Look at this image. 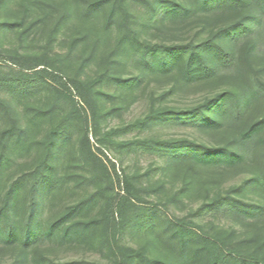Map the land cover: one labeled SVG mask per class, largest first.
I'll use <instances>...</instances> for the list:
<instances>
[{
  "label": "trees",
  "instance_id": "16d2710c",
  "mask_svg": "<svg viewBox=\"0 0 264 264\" xmlns=\"http://www.w3.org/2000/svg\"><path fill=\"white\" fill-rule=\"evenodd\" d=\"M63 3L65 16L76 15L85 26L74 44H85L92 31L98 34L95 44L114 36L109 67L130 68L127 76L106 72L95 80L77 83L80 96L90 107L94 134L100 115L93 103L107 95L98 87L104 80L115 82L121 95L132 96L145 77L169 75L170 85L161 99L193 84L206 87L198 100L181 108L156 107L153 98L144 116L132 124H183L200 133L193 139L152 136L117 142L112 139L113 130L102 139L119 147L151 148L160 154L162 169H183L185 178L171 198L173 202L187 191L192 194L204 186L209 192L220 187L217 178L228 168L242 171L238 180L220 187L222 192L198 211L211 210L234 226L226 237L213 232L217 239L213 241L197 231L205 228L202 223L161 215L159 206L149 205L137 195L128 177L126 194H116L109 166L93 151L87 108L42 75L20 73L1 78L0 84L23 97L48 88L51 98L62 97L70 110L60 116L57 102L34 110L33 123L50 125L46 137L33 142L28 130L13 118V110L0 99V110L11 119L0 132V245L19 250L9 264H89L39 253L41 243L84 246L105 261L90 262L94 264H264V110L251 116L257 103L264 106V0ZM148 35L156 36L155 40ZM92 56L93 52L85 60ZM74 130L82 133L81 168L96 189L46 218V209L54 207L74 178L71 165L63 161ZM35 147L36 163L18 174L9 173L6 179L16 160ZM103 201V213L93 217V210ZM235 226L245 228L246 235L231 246L228 239L236 232ZM147 233L163 255L154 256L148 246L133 247L125 240L127 235Z\"/></svg>",
  "mask_w": 264,
  "mask_h": 264
},
{
  "label": "rangeland",
  "instance_id": "374dc122",
  "mask_svg": "<svg viewBox=\"0 0 264 264\" xmlns=\"http://www.w3.org/2000/svg\"><path fill=\"white\" fill-rule=\"evenodd\" d=\"M83 1L79 0L78 6ZM63 2L64 0H0V79L18 77L20 73L40 74L85 106L88 110L93 151L109 166L115 182L114 192L116 194L119 192L126 194L125 185L128 177L132 180L137 195L143 198L147 204L153 203L159 206L161 215L166 214L174 220L187 219L200 222L205 228L197 231L203 237L213 241H217L214 233L226 237L231 233L233 224L230 225L228 221L226 223L224 217L216 215L211 210H203L202 213H198V211L205 201H209L221 193L222 188H225L228 183L238 180L242 176V171L228 168L227 172L224 171L223 175L217 178L218 183L221 184L220 187L223 186L221 189L219 186L213 187L207 192L203 186L192 194H188V191L181 193L173 202L171 198L182 186L185 178L183 169L174 170V172L162 169L163 162L160 154L151 148L142 145L119 147L102 139L111 130L114 131L112 139L117 142L141 140L152 136L162 140L191 139L200 133L183 124L168 123L152 126H132V124L144 116L150 108L153 98L156 99V107L181 108L198 100V97L206 92V87L193 84L179 93L166 95L161 99V95L170 85L169 75L145 77L132 96L121 95L115 82L104 80L98 87L107 95L102 98L97 97L93 103L100 115L97 119L98 132L94 134L92 129L94 121L91 118L90 107L80 96L77 83L95 80L106 72L116 76H127L130 68L124 65L109 67L108 60L113 48L114 36L101 39L96 46L98 34L92 31L85 44H74L75 37L83 33L85 26L76 15L65 16ZM148 36L153 40L156 38L154 35ZM91 52H93L92 59L86 61V57ZM213 88L211 87V90ZM52 96L48 88L40 90L34 96H17L0 84V99L13 110V118L23 129L28 130V138L33 142L43 140L50 125L48 122L33 123L31 115L34 110L45 107L49 102H57L60 105V116L68 115L70 104L65 103L62 97L52 99ZM263 110L264 106L261 107V104L257 103L251 109V116L255 117ZM102 114L105 116H101ZM10 121V117L0 110V132L8 127ZM81 136L82 133L79 130L73 131L67 146V153L63 159L64 163L68 162L71 165L70 171L74 178L69 181L63 196L55 202L54 207L46 209L44 214L46 218L57 214L67 204L96 189V185L81 168L82 162L78 155ZM203 137L207 140L209 135ZM218 137L214 139L219 143L221 140L219 141L220 137ZM37 149L35 147L30 154L19 157L13 168L6 173L5 178L9 177V173L15 175L31 168L36 163ZM102 203L93 210V217L101 216L103 213L104 201ZM235 228L236 232L228 239L231 246L237 245V241L246 235L245 228L242 227L239 230H237V226ZM152 238V234L149 233L146 236L138 234L125 236L129 245L133 247L148 246L152 255H163L159 250L160 247H157L158 244L151 242ZM37 252L60 258L63 261L85 260L89 264H94L90 262L97 259L96 262L103 260L97 252L79 245L57 246L51 243H41ZM18 253L17 247L0 245V264H9Z\"/></svg>",
  "mask_w": 264,
  "mask_h": 264
}]
</instances>
